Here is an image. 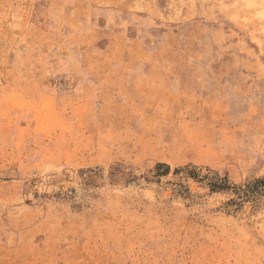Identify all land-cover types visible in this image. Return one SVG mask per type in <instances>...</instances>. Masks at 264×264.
<instances>
[{"label":"rangeland","instance_id":"374dc122","mask_svg":"<svg viewBox=\"0 0 264 264\" xmlns=\"http://www.w3.org/2000/svg\"><path fill=\"white\" fill-rule=\"evenodd\" d=\"M0 264H264V0H0Z\"/></svg>","mask_w":264,"mask_h":264}]
</instances>
